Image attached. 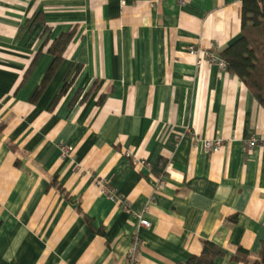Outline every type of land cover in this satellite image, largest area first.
<instances>
[{
    "label": "crops",
    "instance_id": "obj_1",
    "mask_svg": "<svg viewBox=\"0 0 264 264\" xmlns=\"http://www.w3.org/2000/svg\"><path fill=\"white\" fill-rule=\"evenodd\" d=\"M241 8L0 0V264H128L134 234L138 264H190L205 241L221 253L201 264H253L264 246V108L237 75L198 64L240 35ZM63 33V58L33 101ZM206 139L222 145L208 151ZM241 246L249 262L233 259Z\"/></svg>",
    "mask_w": 264,
    "mask_h": 264
},
{
    "label": "trees",
    "instance_id": "obj_2",
    "mask_svg": "<svg viewBox=\"0 0 264 264\" xmlns=\"http://www.w3.org/2000/svg\"><path fill=\"white\" fill-rule=\"evenodd\" d=\"M241 2V33L219 53V56L226 62L227 71L237 75L264 108V0H241ZM71 35V33H63L51 43L49 52L54 59L43 82L34 93L33 101L42 94L45 85L55 73ZM39 55L40 52L35 55L26 71V76L31 72ZM69 86L70 83L65 82L61 93L66 92ZM218 253L221 251L216 244L205 241L202 255L193 257L190 264H201L206 262L205 255L208 254L212 259V256ZM233 259L249 262L250 251L242 246L238 247ZM252 263L264 264V246Z\"/></svg>",
    "mask_w": 264,
    "mask_h": 264
},
{
    "label": "built area",
    "instance_id": "obj_3",
    "mask_svg": "<svg viewBox=\"0 0 264 264\" xmlns=\"http://www.w3.org/2000/svg\"><path fill=\"white\" fill-rule=\"evenodd\" d=\"M124 2V0H121ZM157 1V0H154ZM178 4L183 6L187 4L188 0H177ZM198 52V51H196ZM203 54V55H202ZM201 56L198 59V64H202L205 60H208L212 63H217L221 69L227 70L226 62L220 58L219 55L215 53H209V52H202ZM257 142V139L254 136H251L248 140H246V144L249 147H253L255 143ZM204 147L206 150H212V149H219L222 145V141L220 139L211 140L206 139L203 141ZM70 153V148H63L62 149V155L65 156ZM126 156H131V153L129 151L126 152ZM138 161V160H137ZM140 163H145L142 160H139ZM102 192L107 194L111 200L119 201L120 203H125L124 199L118 195V193L111 188L110 186H107L105 184L102 185ZM140 219V226H150V222L142 217V215H139ZM141 239L138 234H134L132 236V242L128 248L126 257L128 264H138V256L139 251L141 248Z\"/></svg>",
    "mask_w": 264,
    "mask_h": 264
}]
</instances>
